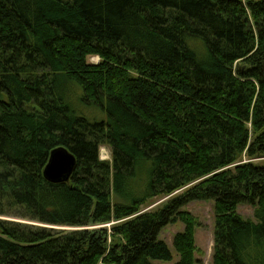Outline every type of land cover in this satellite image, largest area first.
Listing matches in <instances>:
<instances>
[{
    "label": "trees",
    "instance_id": "1",
    "mask_svg": "<svg viewBox=\"0 0 264 264\" xmlns=\"http://www.w3.org/2000/svg\"><path fill=\"white\" fill-rule=\"evenodd\" d=\"M56 146L76 163L50 183ZM193 200L212 264H264V0H0V264L170 261L177 220L194 264Z\"/></svg>",
    "mask_w": 264,
    "mask_h": 264
},
{
    "label": "rangeland",
    "instance_id": "2",
    "mask_svg": "<svg viewBox=\"0 0 264 264\" xmlns=\"http://www.w3.org/2000/svg\"><path fill=\"white\" fill-rule=\"evenodd\" d=\"M87 62L96 63L98 58L95 56L87 57ZM85 117L89 119L103 118L102 113L95 108H87L81 111ZM100 159L110 160L109 149L106 146L99 148ZM259 159L253 160L257 162ZM169 196H159L152 198L146 203L143 211L152 210L161 206ZM182 210H186L192 214L196 220L194 226V244L196 251L194 253V264H212V245H213V226H214V213L212 200H193L181 207ZM237 213L245 219L254 220L253 207L250 204H240L236 208ZM108 226V225H106ZM57 228V226H51ZM183 224L180 221H175L165 225L158 233V239L164 241L172 253V259L170 261L152 260L151 264H174L177 260V255L172 246V236L176 232L183 230ZM66 228L67 227H58Z\"/></svg>",
    "mask_w": 264,
    "mask_h": 264
},
{
    "label": "water",
    "instance_id": "3",
    "mask_svg": "<svg viewBox=\"0 0 264 264\" xmlns=\"http://www.w3.org/2000/svg\"><path fill=\"white\" fill-rule=\"evenodd\" d=\"M75 163V156L67 148L64 146H56L49 152L42 170V175L50 183L65 182L69 179Z\"/></svg>",
    "mask_w": 264,
    "mask_h": 264
},
{
    "label": "clouds",
    "instance_id": "4",
    "mask_svg": "<svg viewBox=\"0 0 264 264\" xmlns=\"http://www.w3.org/2000/svg\"><path fill=\"white\" fill-rule=\"evenodd\" d=\"M98 59H99V57H98Z\"/></svg>",
    "mask_w": 264,
    "mask_h": 264
}]
</instances>
